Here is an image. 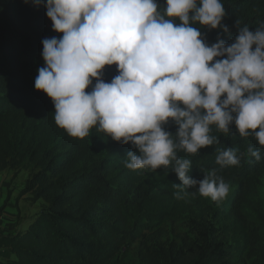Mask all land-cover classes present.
Wrapping results in <instances>:
<instances>
[{
	"label": "trees",
	"instance_id": "16d2710c",
	"mask_svg": "<svg viewBox=\"0 0 264 264\" xmlns=\"http://www.w3.org/2000/svg\"><path fill=\"white\" fill-rule=\"evenodd\" d=\"M221 2L223 23L232 33L222 37L228 44L237 34L236 21L253 32L264 23V0ZM201 31L210 45L216 42L215 30ZM61 35L43 3L37 8L31 0L0 1V173L25 171L29 179L19 196L36 192L45 203L24 230L0 228V251L13 256L0 264H264V201L258 192L264 186V147L252 137L240 138L234 126L233 136L214 130L219 144L185 158L193 162L194 179L217 169L230 185L228 197L217 204L190 189L193 194L176 199L175 184L181 182L175 173L124 166L129 151L138 153L130 144L96 129L79 140L55 124L53 102L35 89V79L44 66L42 40ZM117 74L113 65L104 79ZM249 145L260 151L259 162L247 152ZM218 148L238 149L240 165L220 168ZM177 222L190 231H167V224Z\"/></svg>",
	"mask_w": 264,
	"mask_h": 264
},
{
	"label": "clouds",
	"instance_id": "9594fccd",
	"mask_svg": "<svg viewBox=\"0 0 264 264\" xmlns=\"http://www.w3.org/2000/svg\"><path fill=\"white\" fill-rule=\"evenodd\" d=\"M31 2L44 4L53 31L62 34L42 40L44 66L35 79V89L53 102L55 124L79 140L96 129L130 144L138 153L129 151L124 166L175 173L178 200L196 189L222 203L230 185L217 169L192 178L185 157L219 144L214 130L233 136V126L264 147V23L253 32L236 21L228 44L221 0ZM201 29L215 30L216 42L210 45ZM113 65L118 74L106 81ZM215 151L220 168L240 165L238 149ZM247 152L260 161L258 149L249 145Z\"/></svg>",
	"mask_w": 264,
	"mask_h": 264
},
{
	"label": "rangeland",
	"instance_id": "374dc122",
	"mask_svg": "<svg viewBox=\"0 0 264 264\" xmlns=\"http://www.w3.org/2000/svg\"><path fill=\"white\" fill-rule=\"evenodd\" d=\"M6 3L7 0H0ZM28 175L23 170H6L0 173V209L5 199L9 197L4 210L0 213V228L5 233H12L24 230L27 225L34 219L40 209L45 206V203L37 197L36 192H26L19 196L20 192L25 190L28 181ZM259 197L264 201V186L261 185L258 189ZM209 223H212V228L218 232L219 223L208 216ZM167 231L178 230L181 233H188L190 230L186 224L177 222L174 225L167 224ZM196 232V231H195ZM135 247L132 251H135ZM1 259L13 258L7 252H0Z\"/></svg>",
	"mask_w": 264,
	"mask_h": 264
},
{
	"label": "crops",
	"instance_id": "0c3cea01",
	"mask_svg": "<svg viewBox=\"0 0 264 264\" xmlns=\"http://www.w3.org/2000/svg\"><path fill=\"white\" fill-rule=\"evenodd\" d=\"M0 252H5V251H0ZM1 259V258H0Z\"/></svg>",
	"mask_w": 264,
	"mask_h": 264
}]
</instances>
